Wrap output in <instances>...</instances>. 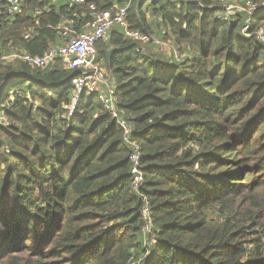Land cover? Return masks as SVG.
I'll return each instance as SVG.
<instances>
[{"label":"trees","instance_id":"1","mask_svg":"<svg viewBox=\"0 0 264 264\" xmlns=\"http://www.w3.org/2000/svg\"><path fill=\"white\" fill-rule=\"evenodd\" d=\"M249 1L252 13L225 16L231 0H23L14 14L0 0V57L66 43L90 2L128 3L129 27L149 34L157 17L179 53H150L118 26L97 42L142 152L139 191L98 94L74 105L78 72L60 57L0 59V264H264V0Z\"/></svg>","mask_w":264,"mask_h":264},{"label":"built area","instance_id":"2","mask_svg":"<svg viewBox=\"0 0 264 264\" xmlns=\"http://www.w3.org/2000/svg\"><path fill=\"white\" fill-rule=\"evenodd\" d=\"M5 2V10L14 14L21 10L23 0H3ZM75 3H84L85 0H73ZM223 1V0H222ZM232 5H226L225 16L232 11ZM92 20L86 23L80 31L73 30L69 27H62V35L71 34V39L66 43L51 47L43 55H33L26 50L16 49L10 54L0 57L2 60L20 59L33 66H45L51 62H55L58 57L61 58L64 65L68 69H73L78 72L72 80L73 85L77 90L74 105L77 102L79 95L87 90L88 93H97L105 110L118 121V124L123 129V138L125 143L131 147L130 161L131 173L133 176L132 188L134 191H139L144 185L145 174L142 170V152L140 145L133 141L132 134L134 128L119 113L116 106V88L117 84L113 79H110L105 68L97 60L98 49L97 42L104 38L110 29L115 26L121 27L125 35L132 38L141 44H147L154 41L162 45L160 39L154 38L151 34L138 29H131L128 22L129 4L123 6H115L112 9H99L95 2H90L88 5ZM38 11L37 13H39ZM224 14L219 17L223 18ZM250 21H246V25L242 28L245 35H248ZM29 34L26 36L28 37ZM258 37L264 41V34L259 32ZM140 51V48H138ZM176 58L179 57L178 51H174ZM72 105L70 114L73 113L75 106ZM143 206L141 216L143 219L142 234L151 239L156 240L154 234V220L152 205L146 195H142Z\"/></svg>","mask_w":264,"mask_h":264},{"label":"rangeland","instance_id":"3","mask_svg":"<svg viewBox=\"0 0 264 264\" xmlns=\"http://www.w3.org/2000/svg\"><path fill=\"white\" fill-rule=\"evenodd\" d=\"M60 0H53L52 3L54 2H58ZM247 1V5H244L243 4V1H240V0H231V2H229V4L227 5H232V11L230 13V15H235L237 11H241L243 9H246L248 12H253V8H254V4L252 1H249V0H246ZM148 22L150 23L151 25V29H152V32H151V35L154 37V38H157V39H160L161 36H162V28L159 26L158 24V18L157 17H154L152 15L148 16ZM162 45H156V44H142L141 48L150 53H153V54H157V55H161V56H165L166 58H169V59H172V54L174 53L176 49V47L174 46V44L167 40V41H162ZM185 56V54H182L180 53V59H183ZM108 76H109V73L108 71L106 70Z\"/></svg>","mask_w":264,"mask_h":264}]
</instances>
